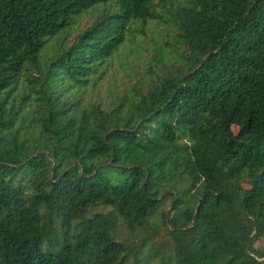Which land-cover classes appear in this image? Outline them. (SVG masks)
I'll return each instance as SVG.
<instances>
[{"label": "trees", "instance_id": "obj_1", "mask_svg": "<svg viewBox=\"0 0 264 264\" xmlns=\"http://www.w3.org/2000/svg\"><path fill=\"white\" fill-rule=\"evenodd\" d=\"M163 16L176 67L112 105L70 94ZM258 62L264 0H0V264H264Z\"/></svg>", "mask_w": 264, "mask_h": 264}, {"label": "rangeland", "instance_id": "obj_2", "mask_svg": "<svg viewBox=\"0 0 264 264\" xmlns=\"http://www.w3.org/2000/svg\"><path fill=\"white\" fill-rule=\"evenodd\" d=\"M96 16V13L87 12L78 17L75 24L68 30V39L66 46H69L74 37L84 31L91 20ZM168 20L163 16L162 21H149L142 27V31H137L134 36L119 50L106 64L99 78H92L90 83L84 89L72 90L70 94L80 98L84 104H101L112 105L116 103L118 98L124 91L128 93L131 88L136 86L141 91H145L153 84V80L160 73L167 74L168 67L177 66L174 60V55L170 54L172 45V31L169 28ZM170 34H169V32ZM50 46L43 52V57L51 56ZM170 56V61L161 59L160 54ZM256 77L264 80V65L260 62L256 63ZM70 94H66L69 98ZM231 132L235 134L237 129L231 127ZM245 187L246 185L243 184ZM164 211L167 212L170 208L168 200L164 202ZM115 230L116 239L124 240L127 244L134 241L133 237L120 224ZM153 227V226H152ZM164 230L161 226L156 227V232L150 238V244L144 248V252L149 254L150 247H153L156 252L161 249H166L168 242L164 239ZM146 235L140 233L135 241L139 243L140 239ZM259 246L258 243L255 247ZM145 253H142L144 255ZM159 257V256H158ZM158 258H151L148 264H157Z\"/></svg>", "mask_w": 264, "mask_h": 264}]
</instances>
